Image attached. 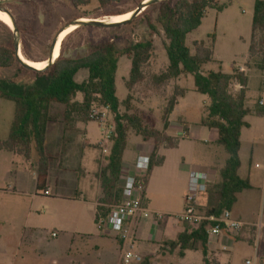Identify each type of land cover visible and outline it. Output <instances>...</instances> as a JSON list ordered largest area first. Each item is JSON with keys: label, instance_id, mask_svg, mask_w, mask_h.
Masks as SVG:
<instances>
[{"label": "rangeland", "instance_id": "obj_1", "mask_svg": "<svg viewBox=\"0 0 264 264\" xmlns=\"http://www.w3.org/2000/svg\"><path fill=\"white\" fill-rule=\"evenodd\" d=\"M143 1L104 0V3H101L100 0H89L88 4L74 6L70 0H0V9L9 12L15 21V27L12 28L6 26L7 24H2V21L0 22V45L10 44L11 34H14L19 43V53L24 58L36 62L46 61L50 54L51 43L60 29L81 19L108 20L110 17L134 11ZM218 2L225 8L222 11L208 9L202 25L188 35L187 45L194 51L195 41H204L210 45L212 42L210 35H215V62L206 65L204 72L216 71L220 67H223V71L226 73L243 72L241 71V67H243L245 69L243 73L249 80L250 94H253V89L255 91L247 105L255 110L259 99L264 97V54L259 50L258 45L261 33L257 32L254 38L256 53L251 55L249 50L252 41L255 0H218ZM157 4L150 6L133 18L132 23L117 28L77 27L62 42L61 54L66 58L81 57L91 52L103 41L113 42L123 50L132 43L152 40L151 58L142 68L145 79L137 84L131 92L132 110L130 113L142 117L147 127L163 130L162 115L168 100L176 88L186 90V96L179 98L180 103L171 116V129L167 133L174 143L187 138L184 129H182L184 128L182 120H187L192 125L199 123L201 118L206 115L209 99L194 92V81L191 76H182L160 86L153 82V77L160 75L168 67L164 49V32L157 23L159 12ZM148 21L156 26L157 34L151 31ZM129 72L130 61L126 57H122L116 74L117 97L121 101L125 100L128 94L126 82L129 79ZM87 76L86 71H80L76 80L82 82L87 79ZM0 81L3 83L12 82L15 87L37 83L32 72L23 71L18 66L0 68ZM235 87L234 85V90L238 91ZM76 100H82V96L79 94ZM92 110L102 112L98 106H93ZM126 111L123 106L121 112ZM62 112L63 107L60 106H54L52 109V116L58 120L49 124L47 149L52 160L49 171L51 180L60 176L66 181L62 185L52 182L50 196L42 195L39 191L36 192L37 173L32 166L30 167L31 171L21 157L0 151V250L4 255H7L6 251L14 252L15 247L8 241L18 240L23 227L49 230V232L58 233L60 238L64 237L65 231L70 229H77V231L86 232L91 236L96 232L102 233L99 225H96L94 221L96 212L94 204L92 202L83 203L84 197L80 203L69 201L67 198L72 197L76 190L86 193L84 190L85 180L81 179L77 182L74 172L82 163L80 153L84 149L88 158L92 153V157H95L93 162L96 165L92 163L94 165L90 166L91 169L104 168L107 165V156L112 145L111 141L107 139V134L110 132V127L113 126L114 117L112 114L109 117L107 115L103 124H99L100 122L79 123V129L67 132L65 136L70 138V142L67 145L68 153L63 164L64 155L60 153ZM13 116V102L0 99V139L7 136ZM246 121L250 126L243 129L241 137V175L249 170L255 189L243 192L235 208L257 225L255 231L250 229L251 231L246 232L244 230L241 237L239 236L243 228L237 234L231 233L236 239H239L237 241L231 239L228 251L221 252L223 264H247V262L249 264H264V117H258L253 113L247 116ZM84 129L88 131L86 137L83 134ZM200 130L183 142L179 149L171 148L164 151L169 157L168 168L174 173L172 178L176 179L168 180L167 176L155 177L152 190L154 191L153 202L158 207L157 209L166 211L168 214L151 211V216L146 220L151 221L159 217L176 220L185 193L183 178L187 175L189 168L191 166L209 167L213 161L212 155L218 159L227 158L224 149L213 143L217 132L208 129ZM85 139L93 145L100 142L101 145H97V149L85 148L82 145ZM150 145L154 146V140L144 141L131 129L125 160L131 161L143 148ZM160 147L170 148V145L166 142L160 144ZM104 149H108V151L104 152ZM182 157L186 159L185 162L182 161ZM96 159L98 163H96ZM36 160L37 156L34 154L33 161ZM256 163L261 167L255 168ZM12 178H25L23 192L18 190L17 194H13L15 183ZM211 188L210 186L209 190ZM92 240L90 239V242ZM25 256L31 262V253L27 251ZM168 257L171 264L183 262L179 259V251L170 253ZM149 263H151L149 260H145V264ZM184 263L203 264L202 253H191ZM0 264L21 263L16 262V259L0 256Z\"/></svg>", "mask_w": 264, "mask_h": 264}, {"label": "trees", "instance_id": "obj_2", "mask_svg": "<svg viewBox=\"0 0 264 264\" xmlns=\"http://www.w3.org/2000/svg\"><path fill=\"white\" fill-rule=\"evenodd\" d=\"M74 6L88 4L89 0H70ZM104 3V0H100ZM157 23L164 32V49L168 59V67L160 75L153 77V82L163 85L177 80L182 76H191L194 81V91L207 96L209 105L206 115L200 125L214 129L218 133L216 144L224 149L228 159L219 171L220 181L212 186L210 192L215 195V202L202 210L206 214L220 215L226 210L231 211L238 200V194L251 190L253 187L248 178L239 175L241 167L240 149L241 135L244 128L249 127L247 116L255 114L264 117V108L258 104L255 110L247 106L248 77L240 71L226 73L223 67L218 70L204 72V67L215 62V35L211 44L204 41L194 42V51L187 45V37L202 25L208 9L222 11L225 7L218 0H166L159 2ZM133 19L124 24L132 23ZM122 24V25H124ZM149 28L154 34L158 29L148 21ZM116 26L113 28L120 27ZM261 33L258 42L259 50L264 54V0H255L252 19V37L250 54L256 53L254 38ZM11 34V33H10ZM8 45H0V68L18 66L23 71L32 72L36 77V84L28 86H14V83L0 81V99L13 102L14 116L6 139H0V151H7L21 156L35 169L38 183L37 190L44 195L47 192L51 158L47 149L48 126L57 120L52 116L54 106L63 107L62 120L63 139L61 153L67 150L70 138L67 132L76 131L77 124L95 122L89 112L93 106L107 108L114 117L112 143L107 156V165L98 168L96 176L100 180L102 197L96 209L95 223L99 225L101 219H106L114 206L123 200L120 185L123 156L127 149L129 131L132 129L144 141L154 140L155 150L150 156L147 172L141 178L146 190L149 177L155 167L161 166L164 158L158 155L160 144L168 143L170 148L178 142H173L167 131L171 124L178 99L183 98L186 90L176 88L163 110V130L149 128L144 119L131 114V92L137 84L145 79L142 68L148 63L153 51L152 40L132 43L121 50L113 42L103 41L88 54L77 58H66L62 54L55 62L41 71L26 70L18 61L15 51L16 37L11 34ZM126 57L131 63L129 79L126 82L128 94L125 100L117 97L116 74L119 60ZM87 71V79L77 82L76 76L80 71ZM238 84L243 88L234 90ZM82 100H76L77 95ZM125 106L126 112L121 108ZM56 120V121H55ZM185 132L187 125L181 122ZM36 154L37 160L33 161ZM145 205V192L142 196ZM185 224V231L178 235L175 241L166 242L170 252L179 250L180 257L185 251L196 250L201 246L204 264H219L208 258L207 244L210 235L205 226L194 227Z\"/></svg>", "mask_w": 264, "mask_h": 264}, {"label": "crops", "instance_id": "obj_3", "mask_svg": "<svg viewBox=\"0 0 264 264\" xmlns=\"http://www.w3.org/2000/svg\"><path fill=\"white\" fill-rule=\"evenodd\" d=\"M118 67H119V65H118ZM130 69H131V63H130ZM241 71L244 72L245 69L243 67H241ZM129 74H130V72H129ZM236 85L237 84H235V86ZM235 89L238 90V87L236 86ZM186 93H187V91H186ZM254 93H255V91L253 89V94H250V85L248 82L247 103L253 97ZM185 96H186V94H185ZM78 101H81V100H78ZM179 103H180V100L178 99V104L176 105V108L179 105ZM176 108H175V110H176ZM249 108H251V107H249ZM175 110H174V112H175ZM107 113H108L107 115L109 117V115L111 113L110 112H107ZM182 121L187 124V131L186 132H185V129L182 128V129H184V134L187 136V138L181 139L178 142V144L175 147H173L174 149H179V147L182 145L183 142L187 141L188 138H190L191 136L196 134L195 132L197 130L208 129V128L200 125L201 120L199 123H196L195 125H192L187 120H182ZM96 123H98V122H96ZM99 124H103V123H99ZM79 127L80 126L77 124V129H79ZM111 129H113V126L110 127V130ZM170 129H171V124H170V128L167 131V133L170 131ZM49 130H50V126H48L47 139H48ZM208 130L216 131L214 129H208ZM200 131H203V130H200ZM242 132H243V130H242ZM61 134H62V137H61L60 143L62 142L63 135H64L63 125H62V133ZM83 134L86 137V135L88 134L87 129H84ZM7 136H8V134H7ZM7 136L4 139H6ZM241 137H242V135H241ZM217 138H218V133H217V137L213 138V143L215 145H217L216 144ZM4 139H2V140H4ZM82 145L85 148L88 147V148L97 149L98 148L97 145H101V142L97 143V145L96 144L93 145L92 143L88 142L87 139H85V141H83ZM218 147H220V146H218ZM241 148H242V141H241ZM93 149H89V150H93ZM169 149H171V148L160 147L158 149V155L164 158V162L161 166L155 167L152 170L151 175H150L149 180H148V183H147L146 190H145V207H147L152 212H161V213L168 214V213H166V211H159V209H157L158 207L156 206V204H154V202H153L154 191L152 190V187H153V182L155 180V177L167 176L168 180L176 179V178H172L174 176V173L171 172L168 168L169 167V157H168L167 153L164 152V151H167ZM84 150H83V152L80 153V155H81L80 158H81L82 163H80V165L74 170V172L76 173V181L77 182H79L81 179L85 180V184H84L85 189L84 190L86 191V193H84L82 191L80 192L79 190H76L74 195H72V197H68L67 199L69 201H72V202H79L80 203L82 201L81 200L82 197H84L83 203L89 204L92 202L95 206V209H97L99 199L102 197L101 183L99 182L98 177L96 176L98 169L97 168L96 169L90 168L91 165L95 164V162H93L95 157H92V154H93L92 153V154H90V158H88V156H86V153L84 152ZM100 150H101V148H100ZM106 150L108 151V149H106ZM154 150H155V143H154V146L150 145L147 148H143L141 150V152L138 153L131 161L125 160V153H124L121 179H123V177H125L127 175L144 176L145 175L144 172H141V171L136 169V166H135L136 161L140 156H148L150 158V156ZM240 151H241V149H240ZM60 153H61V151H60ZM67 153H68V150L66 153L63 154L64 155L63 164H64V160L67 156ZM11 154H13V153H11ZM13 155H16V154H13ZM17 156H19V155H17ZM19 157H21V156H19ZM212 158H213L212 159L213 161L209 167H207V166L206 167L191 166L188 170L187 175L185 176V178H183L184 192L185 193H184V196L182 198L181 209L178 212L176 220L172 219V218H161V219L157 218V219L148 221V220H146L147 218H139L137 220H133V221L128 222V224H127L128 227L131 228V230L134 233L136 250L139 254H141L144 257L145 260H149L151 262L149 264H171V262L168 261V258H169L168 256L172 252L169 251V248L165 245V243L169 242V241H175L177 239L178 235L185 231V225H184V223H182L178 219V216L184 210L185 197L187 194L188 184H189V176H190V173L192 171L201 170V171L206 172L209 175L208 190L204 193H201L198 197L199 207L203 209L204 207H207V206H209L215 202V198H214L215 195H213L210 192L209 187L210 186L212 187L214 184H216L220 181L219 171L225 165L226 160L228 159V156L225 159H221V158L218 159V158H216V156L212 155ZM185 160L186 159L184 157H182V161L185 162ZM240 160H241V157H240ZM23 161H25V160L23 159ZM92 163H94V164H92ZM96 163H98L97 159H96ZM25 164L30 169V167H31L30 163L26 162ZM256 164H258V163H256ZM256 164H255V168H256ZM241 171H242V160H241V167L239 169V175L243 179L248 178L251 182L252 187H253L251 190H254L255 186H254L253 177L251 176L250 171L246 170L244 172V175H241ZM93 172H94V174H93ZM91 175L92 176L94 175V178H92ZM12 179L15 183L14 184L15 187H13V190H14L13 194H17L18 190H20V192H23L22 188H23V182H24L25 178H12ZM17 179L19 180V182ZM65 181L66 180H64L63 178H60V176L58 178L53 179V181H52L50 178V173H49L48 185H47V194H44V195L45 196L51 195L50 193L52 192V189H51V183L52 182H53V184H56V185H62L65 183ZM37 183H38V178L36 180V192L38 191L37 190ZM245 191H249V190H245ZM245 191H243V192H245ZM243 192L238 194L237 203L240 199V196L243 194ZM5 193L10 194L9 192H5ZM83 194H85V196H83ZM236 204H235V206H236ZM235 206L231 210L234 218L242 221L245 224V226L242 229V233L240 234L239 237L243 236L245 231L246 232L251 231L250 229L255 231L257 224L254 223L253 220H249L246 217H244L243 214L235 208ZM95 217H96V212L94 215V221H95ZM100 230H102V233L96 232L91 236V234H88L86 232L77 231V229H74V230L70 229L69 231L68 230L65 231L64 237L60 238L58 233L57 234L55 233L56 236L53 237L54 232H49V230L47 231L45 229H41V228H37V227H33V228L23 227L21 229V233L19 234L20 237L18 240L8 241L15 247L14 252L8 253L6 251L7 255H4L3 251L0 250V256L4 257V258L16 259V262H19L21 264H25V263L26 264H121L120 241L117 239V237H115V234L112 233L108 228L102 227V228H100ZM90 239H93L94 241L92 240V242H90ZM231 239H235L237 241V239H239V238L236 239L234 234H228V233H224V234H221L219 236L211 237L208 241V244H207L208 258L211 261L214 260V261L218 262L219 264H223L221 252H227L228 251V247H229L228 244L231 242ZM161 248H163V249L160 252ZM27 251L31 253V260H30L31 262H29V258L27 256H25V252H27ZM177 251H179V250L177 249L174 252H177ZM193 252H195V253L201 252L202 253L201 246H198V248L196 250L185 251L184 256L179 258L183 262L177 263V264H189V263H184V261H186L188 259L189 255ZM202 263L204 264L203 253H202ZM247 264H249V263L247 262Z\"/></svg>", "mask_w": 264, "mask_h": 264}, {"label": "built area", "instance_id": "obj_4", "mask_svg": "<svg viewBox=\"0 0 264 264\" xmlns=\"http://www.w3.org/2000/svg\"><path fill=\"white\" fill-rule=\"evenodd\" d=\"M236 86L238 90L243 88L238 84ZM258 105L264 108V97L259 99ZM107 112H109L107 108H103L102 112L92 110L90 112V118L95 122L104 123L107 118ZM112 132L111 129L107 134L108 140H110ZM104 152H107V150L104 149ZM149 164L150 158L148 156H140L135 166L137 170L146 173ZM260 167L259 164H256V168ZM142 177L143 176L132 175L123 177L121 181V188L123 191L122 202L111 209L106 219H101L99 222V228H108L120 241L121 264H145L144 257L136 250L134 233L127 225L129 221L139 218H148L152 214L143 203L142 196L145 192V188L141 180ZM208 184L209 175L206 172L194 170L190 173L184 210L178 216V219L182 223L194 227L205 226L210 238L224 233H239L245 224L234 218L232 211L226 210L220 215H212L206 214V212L199 207L198 197L201 193L208 190ZM45 194H47V192ZM55 236L56 234L54 233L53 237Z\"/></svg>", "mask_w": 264, "mask_h": 264}, {"label": "water", "instance_id": "obj_5", "mask_svg": "<svg viewBox=\"0 0 264 264\" xmlns=\"http://www.w3.org/2000/svg\"><path fill=\"white\" fill-rule=\"evenodd\" d=\"M162 1H166V0H144L138 8H136L134 11H130L129 13H132V16L129 20L135 18L136 16H138L139 14H141L142 12H144L147 8H149L150 6L154 5V4H157L159 2H162ZM0 11L2 12H5L7 13L12 22H13V27H15V21L12 17V15L7 12V11H4L2 9H0ZM119 16V15H118ZM129 20H126V21H123V22H118V23H111V22H105V20H78V21H75L73 24H70L64 28H62L58 33L57 35L55 36L53 42H52V45H51V49H50V55L48 57V59L46 60V62L48 63L46 68L50 65H52L55 61L53 60V54H54V50L56 48V45L58 43V40H59V37H60V34L66 30L67 28H69L70 26H97V27H103V28H113V27H116V26H119V25H122L126 22H128ZM15 51H16V57L19 61V63L27 70H35V71H41V70H37L33 67H31L26 61H24L22 58H21V53H19V43L17 42V39H16V42H15ZM45 69V68H44Z\"/></svg>", "mask_w": 264, "mask_h": 264}, {"label": "bare ground", "instance_id": "obj_6", "mask_svg": "<svg viewBox=\"0 0 264 264\" xmlns=\"http://www.w3.org/2000/svg\"><path fill=\"white\" fill-rule=\"evenodd\" d=\"M132 16V13H125V14H122V15H119V16H114V17H110L108 20H105V22H111V23H118V22H123V21H126V20H129ZM86 21V19H83ZM0 21L4 22L5 24H7V26L9 28H12L13 27V22L10 18V16L5 13V12H2L0 11ZM77 28V26H70L69 28H67L66 30H64L61 34H60V37H59V40H58V43L56 45V48L54 50V54H53V60H57V58H55V55H56V52H57V49L59 48V45L63 39V36L67 33H70L71 31L75 30ZM21 58L26 61L31 67L37 69V70H43L44 68H46L47 66V62L44 61L43 63H31L30 61L26 60L22 55H21Z\"/></svg>", "mask_w": 264, "mask_h": 264}, {"label": "flooded vegetation", "instance_id": "obj_7", "mask_svg": "<svg viewBox=\"0 0 264 264\" xmlns=\"http://www.w3.org/2000/svg\"><path fill=\"white\" fill-rule=\"evenodd\" d=\"M1 22V21H0ZM2 24H4V25H6L4 22H1ZM7 26V25H6ZM61 30V29H60ZM59 30V31H60ZM74 31V30H73ZM73 31H71L70 33H67V34H65L64 36H63V39H62V41H61V43H60V45H59V48L57 49V52H56V55H55V58H59L60 57V54H61V47H62V42L64 41V39L69 35V34H71ZM57 35V34H56ZM55 38V37H54ZM54 40V39H53ZM53 42V41H52ZM51 45H52V43H51ZM50 49H51V46H50ZM50 55V54H49ZM49 57V56H48ZM26 59V58H25ZM26 60H28V59H26ZM28 61H30L31 63H43L44 61H42V62H36V61H32V60H28Z\"/></svg>", "mask_w": 264, "mask_h": 264}]
</instances>
